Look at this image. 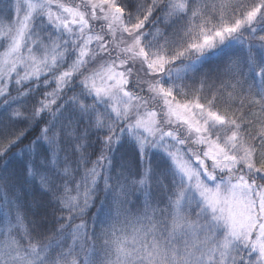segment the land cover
Returning <instances> with one entry per match:
<instances>
[{
    "label": "snow or ice",
    "instance_id": "6c2138e0",
    "mask_svg": "<svg viewBox=\"0 0 264 264\" xmlns=\"http://www.w3.org/2000/svg\"><path fill=\"white\" fill-rule=\"evenodd\" d=\"M0 264H264V0H0Z\"/></svg>",
    "mask_w": 264,
    "mask_h": 264
},
{
    "label": "trees",
    "instance_id": "16d2710c",
    "mask_svg": "<svg viewBox=\"0 0 264 264\" xmlns=\"http://www.w3.org/2000/svg\"><path fill=\"white\" fill-rule=\"evenodd\" d=\"M116 161L114 160V163H115Z\"/></svg>",
    "mask_w": 264,
    "mask_h": 264
}]
</instances>
